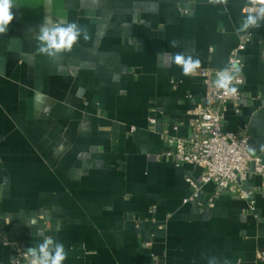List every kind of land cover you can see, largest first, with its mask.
Wrapping results in <instances>:
<instances>
[{"label": "crops", "instance_id": "0c3cea01", "mask_svg": "<svg viewBox=\"0 0 264 264\" xmlns=\"http://www.w3.org/2000/svg\"><path fill=\"white\" fill-rule=\"evenodd\" d=\"M14 2L0 35V264L46 236L65 245L64 264H261L264 177L250 168V212L202 184L199 167H175L161 139L190 135L199 71L227 65L247 0ZM45 16L85 25L91 39L57 62L37 55ZM176 53L201 60L196 75ZM241 60L239 113L229 109L221 130H245L264 163V23Z\"/></svg>", "mask_w": 264, "mask_h": 264}, {"label": "built area", "instance_id": "2783aa9c", "mask_svg": "<svg viewBox=\"0 0 264 264\" xmlns=\"http://www.w3.org/2000/svg\"><path fill=\"white\" fill-rule=\"evenodd\" d=\"M248 11H251V5L247 0L242 12L246 15ZM258 28H250L240 37L239 43L228 56L227 65L232 60H238V66L243 69L241 56L252 38V31ZM217 71L209 69L199 71V77L202 78L205 87V96L204 103H196L188 112L190 135L178 138L165 132L161 139L167 144L169 150L166 156L175 167L183 165L199 167L203 172L202 184H213L219 192H226L231 197L244 201L248 210L253 212L254 195L251 190L245 188V184L251 167L255 176L264 177V163L260 157L252 156L248 151L249 138L245 130L235 135L222 132V123L229 109L234 114L239 113L242 100L239 88L243 81L238 74L239 83L235 84L237 94L225 96L214 86ZM150 124L154 125V121L151 120ZM23 253L21 250L16 251L14 264H26ZM258 261L264 264V252L259 253Z\"/></svg>", "mask_w": 264, "mask_h": 264}, {"label": "clouds", "instance_id": "9594fccd", "mask_svg": "<svg viewBox=\"0 0 264 264\" xmlns=\"http://www.w3.org/2000/svg\"><path fill=\"white\" fill-rule=\"evenodd\" d=\"M209 3L213 5L226 4L227 0H209ZM248 4L251 5V11L242 17L238 32H247L250 28H257L264 23V0H248ZM14 8H18L14 0H0V35L8 33L9 26L14 20ZM81 38L85 42L91 39L87 26L65 19L54 20L51 16H45L36 34V54L57 62L65 53H70ZM170 46L177 48L179 42L172 40ZM171 60L182 68L185 76L196 75L197 70L201 68V60L191 53H176L171 57ZM238 65V60H232L229 65L216 72L214 86L221 90L225 96L237 94L238 89L235 84L239 83L238 74L242 70ZM248 151L254 153L256 149L250 146ZM259 151L264 152V144L259 145ZM35 224L36 220L33 219L30 225ZM67 257L68 252L63 242L55 240L51 236L44 237L42 242L28 247L23 253L26 264H64ZM206 259L208 264H221V261L215 256H206ZM222 264H230V261L225 258Z\"/></svg>", "mask_w": 264, "mask_h": 264}]
</instances>
